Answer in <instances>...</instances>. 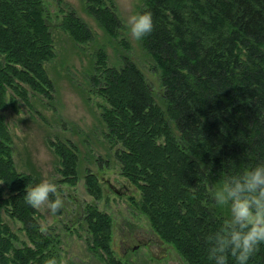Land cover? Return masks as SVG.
<instances>
[{"label": "trees", "instance_id": "1", "mask_svg": "<svg viewBox=\"0 0 264 264\" xmlns=\"http://www.w3.org/2000/svg\"><path fill=\"white\" fill-rule=\"evenodd\" d=\"M83 1L85 12L115 37L120 22L112 0ZM140 4L138 13L149 12L153 19L152 32L140 42L159 90H152L127 56L118 69L96 65L91 82L100 116L106 137L121 144L115 157L121 174L140 192L131 202L150 230L174 248L183 264H212L206 237L230 219L228 206L217 205L213 192L227 177L264 162V0ZM46 12L42 0H0V110L6 108L8 90L29 104L21 83L51 98L44 65L54 50ZM58 26L76 43L92 40L72 14ZM100 58L106 60L103 52ZM3 124L0 115V264H43L53 256L47 243L59 259L57 238L40 230L36 208L23 199L25 185L34 178L15 169ZM51 146L59 160V182L74 186L76 147ZM84 180L87 192L99 199L96 176L89 173ZM84 208L79 224L86 229L88 249L104 264H125L113 255L111 217ZM3 213L22 225L27 243L3 222ZM55 214L61 215L60 209ZM228 264H235L231 256ZM249 264H264V244Z\"/></svg>", "mask_w": 264, "mask_h": 264}, {"label": "rangeland", "instance_id": "2", "mask_svg": "<svg viewBox=\"0 0 264 264\" xmlns=\"http://www.w3.org/2000/svg\"><path fill=\"white\" fill-rule=\"evenodd\" d=\"M42 1L50 15L48 35L54 50V58L44 65L52 84V89H47V96L51 98L36 94L21 83L29 104L8 90L6 108L0 110L3 125L11 136L17 172L33 176V183L45 179L55 183V197L63 201L61 215L53 213L47 202L36 208L40 230L53 240L57 238L58 241H54L58 243L57 252L63 264H104L100 256L88 249L86 229L79 224L84 217L83 208L90 206L111 217V247L120 262L183 264L174 248L154 235L147 218L131 202V199L139 200L140 192L121 174V165L115 157L121 144L106 137L107 130L91 82V69L96 65L118 69L122 56H127L141 69L152 90L158 92L159 82L152 72V62L140 40L132 37L128 30V19L138 14L140 0H112L120 22L115 37L109 36L85 12L83 0ZM67 14L86 25L92 40L83 37L76 43L59 29L58 24ZM100 52L105 54L106 60H101ZM59 142L69 149L70 145L76 147L78 178L74 186L59 182L62 179L57 170L59 160L51 146ZM89 173L96 176L101 188L99 199L86 190L84 177ZM2 217L11 231L27 243L22 225L7 214L3 213ZM46 245L55 256L50 243Z\"/></svg>", "mask_w": 264, "mask_h": 264}, {"label": "clouds", "instance_id": "3", "mask_svg": "<svg viewBox=\"0 0 264 264\" xmlns=\"http://www.w3.org/2000/svg\"><path fill=\"white\" fill-rule=\"evenodd\" d=\"M127 23L131 36L137 40L151 33L154 27L149 12L134 14ZM56 193V184L45 179L26 184L23 199L32 208L47 202L50 210L56 213L63 205L59 197L50 198V194ZM212 195L217 205L228 206L230 219L224 229L206 237L208 259L212 264H228L231 256L235 264H249L257 247L264 244V162L227 177ZM43 264L63 262L51 256Z\"/></svg>", "mask_w": 264, "mask_h": 264}]
</instances>
